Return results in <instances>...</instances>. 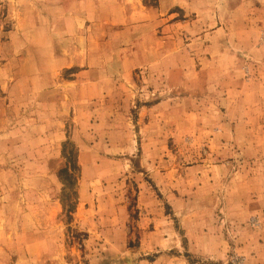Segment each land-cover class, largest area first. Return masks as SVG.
<instances>
[{"label":"rangeland","instance_id":"obj_1","mask_svg":"<svg viewBox=\"0 0 264 264\" xmlns=\"http://www.w3.org/2000/svg\"><path fill=\"white\" fill-rule=\"evenodd\" d=\"M0 264H264V0H0Z\"/></svg>","mask_w":264,"mask_h":264}]
</instances>
